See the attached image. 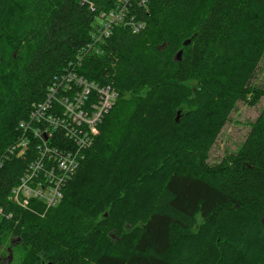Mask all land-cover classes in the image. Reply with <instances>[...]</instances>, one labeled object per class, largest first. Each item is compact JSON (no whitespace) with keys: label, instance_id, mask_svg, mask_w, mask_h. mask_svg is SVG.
I'll use <instances>...</instances> for the list:
<instances>
[{"label":"trees","instance_id":"obj_1","mask_svg":"<svg viewBox=\"0 0 264 264\" xmlns=\"http://www.w3.org/2000/svg\"><path fill=\"white\" fill-rule=\"evenodd\" d=\"M33 2L0 0V243L19 239L17 264H264V106L241 146L209 162L234 105L264 96V0H148L142 30L96 42L98 10L58 0L42 22ZM65 71L116 99L61 199L21 207L11 189L39 141L10 147ZM129 101L111 139L112 111Z\"/></svg>","mask_w":264,"mask_h":264},{"label":"built area","instance_id":"obj_2","mask_svg":"<svg viewBox=\"0 0 264 264\" xmlns=\"http://www.w3.org/2000/svg\"><path fill=\"white\" fill-rule=\"evenodd\" d=\"M78 1L92 11L98 10L94 42L110 37L117 26L135 33L145 26L141 10L147 11L148 0ZM65 72L58 80V86L63 85L62 93H57L55 84L49 87L47 99L36 105L28 120L20 122L24 137L10 147L11 152L16 147L24 150L30 137L39 141L38 155L11 189V199L21 207H27L31 198L42 200L47 207L61 199L63 186L77 169L83 150L92 143L98 124L116 99L110 85L96 84L74 71ZM92 92L93 100L90 99ZM52 100L61 106L60 113L51 110ZM55 130L68 138L67 143L60 146L58 142H51Z\"/></svg>","mask_w":264,"mask_h":264},{"label":"rangeland","instance_id":"obj_3","mask_svg":"<svg viewBox=\"0 0 264 264\" xmlns=\"http://www.w3.org/2000/svg\"><path fill=\"white\" fill-rule=\"evenodd\" d=\"M31 3L35 14L44 21L47 13L50 12L58 0H34ZM29 36H16L14 43H18L21 50L29 47ZM255 83L264 87V55L258 63V67L254 77ZM191 81L190 83H192ZM133 95H126L129 100ZM264 106V96L255 105H249L244 101H238L232 108L228 120L223 125L218 134L215 143L213 144L210 154L209 162L216 163L226 152L237 150L244 138L246 137L252 123L256 121ZM130 109V101L122 108H116L112 111L110 120V138L115 139L124 122V116ZM19 239L16 237L7 236L0 243V264H17L20 258V248L18 246Z\"/></svg>","mask_w":264,"mask_h":264},{"label":"water","instance_id":"obj_4","mask_svg":"<svg viewBox=\"0 0 264 264\" xmlns=\"http://www.w3.org/2000/svg\"><path fill=\"white\" fill-rule=\"evenodd\" d=\"M180 55H181V51H179L176 56H180Z\"/></svg>","mask_w":264,"mask_h":264}]
</instances>
